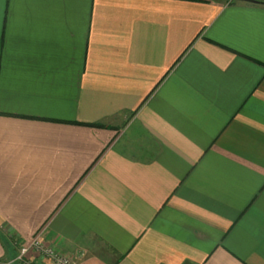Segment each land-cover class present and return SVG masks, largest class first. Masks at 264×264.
Returning <instances> with one entry per match:
<instances>
[{
    "label": "crops",
    "instance_id": "crops-1",
    "mask_svg": "<svg viewBox=\"0 0 264 264\" xmlns=\"http://www.w3.org/2000/svg\"><path fill=\"white\" fill-rule=\"evenodd\" d=\"M39 231L264 264V0H0V264Z\"/></svg>",
    "mask_w": 264,
    "mask_h": 264
},
{
    "label": "built area",
    "instance_id": "built-area-1",
    "mask_svg": "<svg viewBox=\"0 0 264 264\" xmlns=\"http://www.w3.org/2000/svg\"><path fill=\"white\" fill-rule=\"evenodd\" d=\"M32 254L42 256L46 262L33 259ZM81 254L63 252L43 240L42 232L39 231L28 243L21 246L15 258L5 261L4 264L22 262V264H79Z\"/></svg>",
    "mask_w": 264,
    "mask_h": 264
},
{
    "label": "trees",
    "instance_id": "trees-1",
    "mask_svg": "<svg viewBox=\"0 0 264 264\" xmlns=\"http://www.w3.org/2000/svg\"><path fill=\"white\" fill-rule=\"evenodd\" d=\"M88 125H93V126H101V124H98V123H88ZM16 256V255H15ZM15 256L14 257H12V258H15Z\"/></svg>",
    "mask_w": 264,
    "mask_h": 264
}]
</instances>
